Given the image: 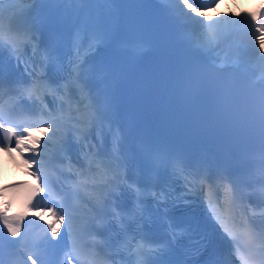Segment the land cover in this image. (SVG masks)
I'll list each match as a JSON object with an SVG mask.
<instances>
[{
    "label": "snow or ice",
    "instance_id": "6c2138e0",
    "mask_svg": "<svg viewBox=\"0 0 264 264\" xmlns=\"http://www.w3.org/2000/svg\"><path fill=\"white\" fill-rule=\"evenodd\" d=\"M7 2L13 7L6 16L3 9L5 0H0V97L4 95L6 88L2 67V50L5 45L15 55L18 64L28 49L31 50L28 60L24 61V67L32 82L30 86L23 88L7 85L9 93L26 97L30 103L25 105L22 101L10 109L0 105V153L3 154L0 156V174L11 162L17 169L24 167L26 172L30 171L31 176L37 179L38 183L29 198V211L34 217L37 213L40 216L47 213L51 217L44 221L51 237L57 239L61 226H64L72 253L81 264H105V260L117 264L116 256L119 251H113L115 245L107 240L101 244L96 238L104 235L100 231V224L106 216L111 215L122 222L125 219L119 211V205L113 200V193L117 188L127 187L135 194V210L127 213L126 217L129 224H138L143 220V203L149 195L158 204H176L186 201L187 194L196 193L203 194L209 212L231 243L222 260H210L208 264H264V228L255 227V222L243 203L244 193L231 180L222 176L213 177L207 169L191 166L177 155L165 157V162L170 164L173 174L183 183V194L167 188L149 192L147 187L129 183L126 175L125 136L114 105L107 93L92 90L87 75L86 58L105 44L110 34L99 25L89 22L77 28L71 39L73 56L69 59V64L72 72L62 84L53 85L42 74L48 65L58 59V55L51 45L43 43L40 22L30 15L31 6L40 0ZM90 2L116 4L121 0ZM165 3L176 6L170 11L185 30V38L209 58L215 50L218 34L226 28L235 27L240 15H246L256 25L258 35L255 42L260 53H264V0H261L256 10L230 12L228 15L235 17L234 21L225 20L216 25L211 21L219 20L224 14L218 13L216 17H211L207 12L209 7L215 8L220 0H207V5L203 7L194 6L199 0H165ZM205 21L209 23L205 25ZM144 46L139 40L128 42L133 55H138ZM261 59L264 60V55ZM261 75L264 77V66L261 68ZM189 80L190 87L209 91L215 114L221 122L235 125L245 120L264 138V89L249 96L226 79L207 80L198 76L195 70L189 73ZM37 116L39 119L34 118ZM45 127L47 132L44 131ZM37 131L45 137L44 140L36 135ZM73 144L77 146L78 154L73 155ZM49 145L56 148L52 154H49ZM14 153H19L22 163L17 162ZM162 156L165 154L156 150L154 159ZM50 174L56 177L55 182L50 179ZM63 181L70 183L66 192L59 193V211L56 207H42L32 203L34 198H43L45 194L55 199L57 193L53 189L56 185L63 189ZM10 186L19 187L20 182ZM85 199L88 202L87 211L77 215L73 204ZM110 205L111 212L108 211ZM224 205L229 209L226 214L221 212ZM234 208L239 209L238 215L232 210ZM24 219L25 215L10 217L6 208L0 210V223L13 238L20 236ZM167 228V238L163 241L154 240L141 228L125 241L124 247L136 256L134 264H171L159 258L186 238L192 241L188 254L195 256L202 254L201 248L206 250V235L193 236L190 225L169 221ZM124 234H127V229ZM26 258L31 264H37L33 254H28ZM0 264L3 262L0 261ZM128 264L133 262L129 261Z\"/></svg>",
    "mask_w": 264,
    "mask_h": 264
},
{
    "label": "bare ground",
    "instance_id": "6f19581e",
    "mask_svg": "<svg viewBox=\"0 0 264 264\" xmlns=\"http://www.w3.org/2000/svg\"><path fill=\"white\" fill-rule=\"evenodd\" d=\"M256 3L259 5L261 3V1L260 0H220V3L215 8H211V7L209 8V10L207 12V15L211 16V17H216L218 13H223L224 14V15H221L219 17V20L214 19V20L211 21V23L213 25H216L217 23H220V22H223L225 20H228L229 17L233 18V16L228 15V13H230V12L231 13H241L242 11L248 10V8L253 7V5L256 4ZM12 7L13 6L11 4H9L7 2V0H5V3L3 4V8L5 9L4 12H5L6 16L8 15V13L12 9ZM196 19H200V17H196ZM204 23H205V25H207L209 23V21H205ZM228 29L229 28H226L223 31H226ZM257 35H258V33L256 34V36ZM237 40L238 39L235 37V41H237ZM240 42H242V41H240ZM242 43H244L248 47V50L249 49H254L255 50V56L252 57V62L255 65V67L257 68V70H258V74L260 76H262L261 75V68H262V66H264V60L261 59V56L264 55V53H260L259 48L256 45L255 38L253 40H251L250 42L245 41V42H242ZM223 47L224 46L219 44L218 37H217L216 45H215V51H216L215 57L218 58L219 56H222V58H223L222 62H224V63H230L233 60H235L236 62H240L241 61L240 58H238L236 56V52L234 50L235 45H233L232 48H230V49L225 47V50H223ZM44 131L45 132L48 131L47 127L44 128ZM36 135L38 137H40L41 140L45 139V137H43L41 135V133L38 132V131L36 132ZM49 135H51V134H49ZM41 147H43V145H41ZM51 147H52V145H49V154L53 153L51 151ZM2 155L3 154L0 153V156H2ZM14 155H16V157H17V162L18 163H22L19 160V153H14ZM26 176H31L30 171L26 172L24 170V167H20L19 169H17L11 162H9L7 164V166L4 168L2 174H0V188H1L2 185H4L7 182L14 181V180H16L18 178L26 177ZM0 205H2V206L6 205L5 198L1 194V192H0ZM87 207H88V204H86L84 206L83 212L87 211ZM44 216H48L47 213H45ZM23 259H24V264H31V261H27L26 256L23 257Z\"/></svg>",
    "mask_w": 264,
    "mask_h": 264
},
{
    "label": "rangeland",
    "instance_id": "374dc122",
    "mask_svg": "<svg viewBox=\"0 0 264 264\" xmlns=\"http://www.w3.org/2000/svg\"><path fill=\"white\" fill-rule=\"evenodd\" d=\"M210 8V7H209Z\"/></svg>",
    "mask_w": 264,
    "mask_h": 264
}]
</instances>
